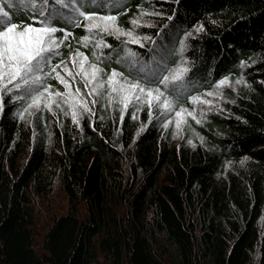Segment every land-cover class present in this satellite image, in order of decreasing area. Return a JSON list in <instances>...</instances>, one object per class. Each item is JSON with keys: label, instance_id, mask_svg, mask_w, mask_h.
<instances>
[{"label": "trees", "instance_id": "1", "mask_svg": "<svg viewBox=\"0 0 264 264\" xmlns=\"http://www.w3.org/2000/svg\"><path fill=\"white\" fill-rule=\"evenodd\" d=\"M104 3L97 15L149 39L141 47L101 33L84 46V27L56 25L72 35L53 63L69 66L79 51L86 67L102 69L103 87L86 91L78 122L59 97V107L49 100L51 110L22 112L26 101L0 93V264H264V0ZM10 11L14 22H33L27 10ZM101 36L109 47L94 46ZM181 55L182 81L148 83L151 69L169 75ZM113 70L159 88L171 105L190 108L192 96L218 91L225 102L187 118L176 139L163 106L109 102Z\"/></svg>", "mask_w": 264, "mask_h": 264}, {"label": "snow or ice", "instance_id": "2", "mask_svg": "<svg viewBox=\"0 0 264 264\" xmlns=\"http://www.w3.org/2000/svg\"><path fill=\"white\" fill-rule=\"evenodd\" d=\"M120 3L121 0H114L113 4L107 6L119 7ZM105 6L104 0H0V93L15 92L13 97L15 100L26 101L22 112H28L30 109L41 111L42 107L51 110L47 101L52 100V97H59L64 103H69L73 95L70 90L68 92H52L51 85L47 82L48 79H56L64 84L66 89H69L68 81L57 70L63 68V71L67 72L69 76H73L63 59L58 63H53L54 58L61 55V47H70L66 41L72 35L66 27H57V24L84 27L89 33L81 38V43L84 46L88 45L91 36H100L101 33L114 35L117 39L124 35L129 38L127 43H140L132 31H124L116 25L117 16L97 15L96 9ZM13 9L27 10L28 18L33 22L29 24L14 22L15 14L10 11ZM89 9L92 10L89 11ZM171 19L172 17H169V20ZM131 23L134 26H139L137 20H132ZM37 24L39 26H35ZM57 33L62 35H57ZM144 39L149 38L145 37ZM94 46L109 47L104 43L103 36L96 40ZM140 46L143 47V44L140 43ZM126 56L135 60L137 53L128 49ZM77 57H83V59L80 60V70L75 75L87 78L85 80L86 87L89 83L96 81L97 86L92 89V92H96L97 88L103 87V83L98 79L102 69L98 68L95 63L86 67L87 57H84L83 53L79 51L73 57V65L76 64ZM144 71L145 66L141 64L137 68V72ZM165 71H167L166 68L151 69L148 73L151 78L148 79L146 76L145 79H148L150 84L160 83L167 86L170 77L173 81H180L182 79L181 71L186 72L187 69L174 70L169 75H164ZM241 82L237 81V83ZM227 83V78L222 79L217 87ZM107 84L110 89L109 102L122 105V111H126L130 105H139L142 101L146 102L150 109L154 106H163L165 113L171 110V102L161 99L164 97V92L159 88H147L141 83L129 81L123 76V73L113 70L108 76ZM75 91L78 94L80 89L77 88ZM208 95H212V93L209 92ZM2 99L3 97L0 96V100ZM191 99L193 102L199 101L197 96H192ZM153 100L156 101L155 105L152 103ZM202 102L210 103V101ZM52 103L59 107L56 100H52ZM70 107L75 108L78 105L73 100ZM84 110L89 111L86 105ZM136 110L138 111L139 108ZM185 111L186 109L181 108L175 112V116L178 118L177 128L183 122L180 118ZM188 115L195 119L192 112H188ZM21 118H23L22 115ZM72 118L74 122H78L75 111ZM132 118L136 119L134 113Z\"/></svg>", "mask_w": 264, "mask_h": 264}, {"label": "rangeland", "instance_id": "3", "mask_svg": "<svg viewBox=\"0 0 264 264\" xmlns=\"http://www.w3.org/2000/svg\"><path fill=\"white\" fill-rule=\"evenodd\" d=\"M146 36H142V37H138L137 39L141 42H143ZM68 69L73 73V76H69L67 72L62 71L61 75L64 77L65 80L68 81L70 88L66 89L64 84H62L64 86V92H68L69 90L73 93L70 101H69V105L71 104V102L74 100L76 105H78L79 108L84 109V106H87V99L85 98L86 96V91L89 90V87L92 86V89L94 88L93 84L94 81L92 83H89L88 86H85V80L87 78H82V76L80 75H75L80 69H79V63L76 62L75 65H73V62H71V64L68 66ZM183 69H187L186 65L184 64V56L181 55L180 60L178 61L177 65L173 68L172 72L174 70H183ZM90 71V70H89ZM185 72L181 71V75H182V79L180 81H182L183 78V74ZM80 79V81L83 84V88H79L75 85L76 80ZM170 81H173L170 77ZM177 81V82H180ZM80 89L79 93L76 94V89ZM87 88V89H86ZM86 89V90H85ZM212 95H208V93L204 94L202 97H199V101L197 102H193L190 106V108H185V107H178L174 104L171 105V110L167 112L166 117H169L171 119H173V124H174V128H175V133H174V138L179 139L182 134H183V127L184 124L187 120V118H193L192 116L188 115V112H192L194 114V116L196 117L199 114H203L204 112H209V111H216L219 110L221 107V105L225 102V93L223 91H218V92H211ZM202 101H210V103H205ZM156 101L153 100L152 103H155ZM146 103V102H145ZM147 106V103H146ZM73 112L76 111V107L73 108L71 107ZM181 108L186 109V111L183 113L182 117L180 118L183 122L180 124V127L177 128V117L175 116V112L179 111ZM169 120V119H168ZM166 121L167 123L169 121ZM53 201L55 202V207L53 209H58L57 211L61 210L64 208V198L62 194H54Z\"/></svg>", "mask_w": 264, "mask_h": 264}]
</instances>
